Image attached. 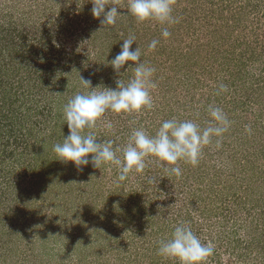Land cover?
<instances>
[{"label": "rangeland", "instance_id": "1", "mask_svg": "<svg viewBox=\"0 0 264 264\" xmlns=\"http://www.w3.org/2000/svg\"><path fill=\"white\" fill-rule=\"evenodd\" d=\"M92 2L0 0V264H179L158 255L178 224L213 245L205 264H264V0H174L171 25L108 0L121 13L108 26ZM130 36L155 69L153 106L108 110L92 131L122 150L134 129L155 135L170 119L222 126L209 107L222 109L227 131L197 165L179 160V177L154 156L125 181L114 165L55 160L64 104L92 91L80 75L97 91L133 77L132 62L108 64Z\"/></svg>", "mask_w": 264, "mask_h": 264}, {"label": "clouds", "instance_id": "2", "mask_svg": "<svg viewBox=\"0 0 264 264\" xmlns=\"http://www.w3.org/2000/svg\"><path fill=\"white\" fill-rule=\"evenodd\" d=\"M174 0H128L127 12L138 22L155 20L160 24H175L179 19L172 15ZM91 14L100 18L102 26L114 25L121 14L118 7L109 4L108 0H93ZM107 9V10H106ZM162 37L168 38L171 33L167 28L161 32ZM120 51L108 64L116 73L124 68L134 66V75L125 84L120 78L115 81L116 87H106L97 91L90 80L80 75L85 88L92 91L77 92L64 104L63 120L67 125L68 134L63 141L53 145V152L57 161L71 162L78 171H83L85 166L101 169L102 165H114L118 169V181H125L129 173H141L145 169V158L154 156L156 163L164 167L169 175L179 177L182 174L177 162L185 160L192 165H197L203 146L211 143V137H219L227 131L229 121L223 110L218 107H209V112L214 121L222 126H209L203 130L192 121H177L170 119L163 121L155 135H149L142 127L134 129L127 145L121 150L113 148V141L101 140L95 131L97 121L106 111L114 113L139 112L143 108L151 109L153 106L151 89L156 87L152 81L155 69L147 66L141 60V50L132 45L135 36L122 40ZM158 40H153L148 45L149 50L156 48ZM227 91V86L221 84L219 92ZM64 123V124H65ZM63 124V125H64ZM105 127L112 128L111 122ZM88 130L85 132V130ZM219 141L217 147H219ZM122 152V157L117 155ZM149 183H155L150 179ZM214 247L211 243H202L191 227L178 224L170 239L159 243L158 255L165 258H175L179 264H205L208 257L213 255Z\"/></svg>", "mask_w": 264, "mask_h": 264}]
</instances>
